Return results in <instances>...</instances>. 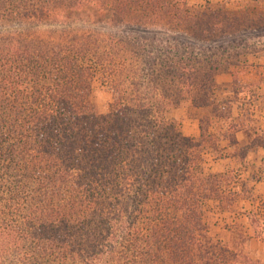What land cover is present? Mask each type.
I'll list each match as a JSON object with an SVG mask.
<instances>
[{"label":"trees","instance_id":"obj_1","mask_svg":"<svg viewBox=\"0 0 264 264\" xmlns=\"http://www.w3.org/2000/svg\"><path fill=\"white\" fill-rule=\"evenodd\" d=\"M262 39L264 13L211 2L0 0V264L248 262L205 204L233 214L251 181L204 155L255 147L232 69Z\"/></svg>","mask_w":264,"mask_h":264},{"label":"rangeland","instance_id":"obj_2","mask_svg":"<svg viewBox=\"0 0 264 264\" xmlns=\"http://www.w3.org/2000/svg\"><path fill=\"white\" fill-rule=\"evenodd\" d=\"M189 2L197 5L211 2L214 5H222L231 11L251 8L264 13V0H189ZM232 72L239 77L237 88L241 90L235 115L239 113L248 126L245 133L239 134L244 145L250 146L253 143L255 147L248 150L245 159L242 157L219 159L218 155L211 150H207L204 155L207 174L222 173L228 169H234L242 181L249 179L253 186V198L241 200L233 214L222 211L216 202L205 204L207 220L212 231L227 244H230L232 237L240 243L242 238H245V232L264 241V39L258 43L255 50L241 59ZM226 80L232 82L230 73L221 74L218 78V82L223 86L230 85ZM229 93H224L223 96L230 95ZM110 101L111 95L107 90L97 85L94 102L99 111L104 114ZM173 117L180 123L182 132L186 136L199 135L198 121L190 119L185 110L175 112ZM222 145L227 147L226 142H223ZM249 214L254 223L253 227L247 218ZM250 243L247 239L245 240L242 251L244 255L250 253ZM230 246L232 245L230 244Z\"/></svg>","mask_w":264,"mask_h":264},{"label":"crops","instance_id":"obj_3","mask_svg":"<svg viewBox=\"0 0 264 264\" xmlns=\"http://www.w3.org/2000/svg\"><path fill=\"white\" fill-rule=\"evenodd\" d=\"M221 75L218 76V78ZM226 82L230 83L228 80ZM238 139L242 141L240 134H238ZM253 236V235H251ZM250 253L245 254L248 259V262H230L227 264H264V241H261L255 237L251 239V243L249 245Z\"/></svg>","mask_w":264,"mask_h":264}]
</instances>
